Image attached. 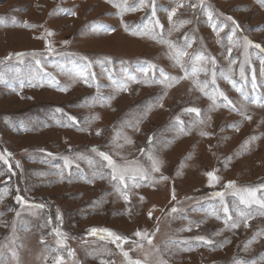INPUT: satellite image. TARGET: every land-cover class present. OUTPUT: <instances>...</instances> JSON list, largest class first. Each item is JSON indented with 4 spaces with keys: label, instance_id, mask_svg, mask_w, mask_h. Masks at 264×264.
I'll return each mask as SVG.
<instances>
[{
    "label": "rangeland",
    "instance_id": "rangeland-1",
    "mask_svg": "<svg viewBox=\"0 0 264 264\" xmlns=\"http://www.w3.org/2000/svg\"><path fill=\"white\" fill-rule=\"evenodd\" d=\"M114 2L0 0V264H127L118 243L150 264H264V207L240 203L264 192V52L252 46L264 48V3ZM178 51L189 73L205 71L156 82L160 69L185 75ZM217 89L234 109L210 110ZM100 152L149 170L151 154L161 170L126 181V201ZM138 230L155 233L158 254L132 243Z\"/></svg>",
    "mask_w": 264,
    "mask_h": 264
},
{
    "label": "snow or ice",
    "instance_id": "snow-or-ice-1",
    "mask_svg": "<svg viewBox=\"0 0 264 264\" xmlns=\"http://www.w3.org/2000/svg\"><path fill=\"white\" fill-rule=\"evenodd\" d=\"M109 2L113 3L114 7L117 8H121V3H117L114 2V0H109ZM141 3H143V0H140ZM261 3H264V0H260ZM123 5H125V7L123 8V11H128V10H132L135 11V7H129L127 6V0H123ZM183 5H181L182 7ZM193 7H195V5H192ZM74 14V13H73ZM154 14V13H153ZM176 14V10L173 9L172 12L169 13V20H172V17ZM229 19H231V17H229ZM29 27H33V25H27ZM162 27V26H161ZM125 28L127 30V25H125ZM114 30V29H113ZM135 34V33H134ZM48 36L53 35V33L51 31L47 32ZM229 39L231 40V37H229ZM246 40V44L248 45H252V41L247 40V38H245ZM163 42V41H161ZM47 46H48V50L51 52L53 51V48L51 47V44L49 42H46ZM65 44H67L68 42L65 41ZM256 48H260V50L262 52H264V48H261V46L259 44H255L252 45ZM229 53H231V49H228ZM18 55H24V53H20ZM188 53L186 51H178L176 53V62L177 64H180V59L179 57L182 56H187ZM194 59L196 60H203L204 57L203 56H197ZM213 63H215V60L213 59L212 61ZM37 64L40 63L39 60L36 61ZM230 63H235L234 60L230 61ZM181 68L184 69L183 64H180ZM154 67V66H153ZM201 71H205V69L201 68H197V67H193L191 72L189 73L187 69H184L185 75L183 77H172L169 76L167 73L164 72L163 69H160V76L163 78L162 80L156 81L158 83H165V82H179L180 79H185L188 78L189 75L191 76H196V74L198 72ZM241 77H244V69H243V65H241V72H240ZM134 79V78H133ZM234 85L235 82L231 81ZM195 83L197 84L198 87H200V90L203 92L204 91V87L207 86L208 81H204L203 85L204 87H201V82L200 81H195ZM211 83L213 85H215L216 83V73L213 72L212 73V80ZM255 87V84L253 85ZM237 91H240L241 96H243L245 98V100L248 99V96L246 93H244L241 89L237 88ZM205 95L209 96V99L212 101V105L210 106V110H215L217 107H229L230 110L234 109L235 106L233 105V102L222 92L219 91L218 89L215 90L212 94H209L207 92H205ZM218 97L222 98V103L218 102ZM253 103H260L259 100H253ZM161 107H163V105H160ZM186 112H190V113H195L197 116H200V112L201 110L197 107H190L185 109ZM241 115H245L243 112H241ZM246 119H251L250 116H245ZM209 119H211V117H209ZM201 123H203V121H200ZM233 127H236V125H233ZM238 130V129H237ZM99 131L97 132V135H99ZM202 135H208V133H201ZM251 139H255V137L251 138ZM129 143H131V141H128ZM248 142L246 141L245 144H247ZM9 156L11 155L10 153L8 154ZM99 155L102 157V159L104 161L107 162V167H109L111 169L110 175H111V179L113 181H116V190L117 192H119L126 201H128V195L126 193V191H124V189L128 188V183L126 181H131L132 182V186L133 187H140L141 186V182L145 181V180H151L152 179V173H159L161 168V161H159L157 158H155L154 156H152L151 154H149L148 159L151 162L150 163V170L144 167H141L139 165L136 166H131V162H128L124 165L118 164L111 155L104 153V152H100ZM0 160H3V162L5 164H8V160L3 157L2 155H0ZM18 166V165H17ZM9 167H11V165H9ZM206 175L209 178V182H213V181H218L219 177L215 175L214 172H208L206 173ZM160 179H164L166 180L167 177L161 176ZM234 184V182H229L228 187H232ZM121 185L123 186V188H121ZM261 188H264V185H261ZM259 191V189H246L244 190V192L240 195V203L241 204H245V205H251V204H259L261 207H264V192H261V194L258 196L257 192ZM217 195H222L221 193H217ZM17 201H21L22 197L17 196L16 197ZM141 199H143V197H141ZM172 199H175V194L173 192V196ZM37 207H42V206H37ZM224 212L225 214L228 213V207L225 206L224 207ZM178 210L173 207L171 208V212L175 213ZM214 214V213H213ZM149 218H151V212H149ZM240 215L241 216H245V213L243 211H240ZM228 220H231V216H228L227 218ZM227 223V220H226ZM231 227H238V223L233 221L230 225ZM189 231L191 230L190 228L188 229ZM98 230L93 228L90 230L91 233H95ZM99 231H103L105 233H107L108 236L113 237V243H116L118 241L123 242V243H128V238L127 237H122L120 235H117L111 231H109L108 229H100ZM156 231H159V229L157 228ZM57 235H60V233H57ZM134 235L139 238V240L136 241H132L133 244L136 245L137 248H141L143 249L145 247V243L150 246V248L155 252V253H159L160 252V248L157 247L156 245L153 244V237L155 235V233H151L149 234L146 231H136L134 233ZM197 239H201L203 240V237H197ZM205 243H212V241H205ZM117 247H120L121 249V253L122 256L124 257V259L126 260L127 264H150V255L151 253H145L144 256L142 258H133L132 256L129 255V252L132 251L133 249H129V250H124V248L122 247V245L120 243L117 244ZM71 254V253H69ZM13 255H15V253H13ZM62 257H58L57 258V264H62ZM156 264H167V261H164L162 259H158Z\"/></svg>",
    "mask_w": 264,
    "mask_h": 264
}]
</instances>
